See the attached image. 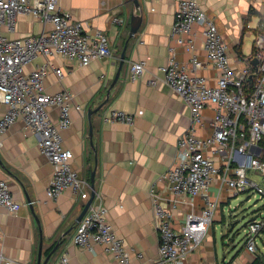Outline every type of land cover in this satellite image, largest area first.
<instances>
[{
	"label": "crops",
	"instance_id": "obj_1",
	"mask_svg": "<svg viewBox=\"0 0 264 264\" xmlns=\"http://www.w3.org/2000/svg\"><path fill=\"white\" fill-rule=\"evenodd\" d=\"M198 1L215 19L228 41L234 66L241 68L252 63L255 67L254 43L264 32V0ZM139 2L140 10L136 9L133 0H59L62 9L72 12L75 19L86 22L88 29H100L109 36L112 55L96 59L87 67L57 56H39L27 69L31 71L48 61L63 69L62 79L51 74L45 83L49 93L68 89L74 94L73 124L63 132L64 145L74 154L72 168L91 182L96 167V148L97 197L104 199L108 219L133 249L131 264H166L160 259V237L154 225L150 190L156 184L159 193L171 195L168 184L158 180L178 160V141L191 124V111L164 82L161 67L174 54L182 66L204 76L210 84L217 83L220 71L208 60L203 26L193 25L194 53L188 51L185 44L189 35H172L179 0ZM133 14L142 15V24L129 41L121 75L111 88L129 38ZM115 17L123 18L124 23H115ZM50 28L28 16H20L14 36L41 33ZM194 55L202 62L201 67L193 65ZM140 60L146 61L145 71L138 79L132 80L130 67ZM155 79L157 84L152 83ZM110 88L109 99L105 102ZM102 103L103 106L92 115L91 122L89 109ZM7 109L8 106L0 102V119ZM112 109L136 114L134 124L106 122L104 117ZM49 110L57 122L59 109L51 107ZM139 110H143V114L138 115ZM214 114V107L204 109V123L199 130L202 136L213 133ZM90 122L95 145L91 144ZM2 142L0 172L8 181L14 199L22 205L17 212L0 207V254L22 263L37 264L41 251L45 260L60 242L48 264H58L64 253L69 255L73 264H119L101 244H93L92 250L73 243L76 219L86 202L72 189L55 199L48 196L53 166L41 152L38 136L25 133L23 120L9 128ZM213 157L221 163L217 155ZM261 157L264 158L263 152ZM250 174L257 181L264 182L259 174L253 171ZM218 188L216 180L212 192L216 193ZM239 195L223 191L206 238L183 264H253L259 257L260 264H264V230L258 236L255 253L248 250L245 242L248 223L264 212V199ZM186 212L185 206L174 211V227L180 228L184 224Z\"/></svg>",
	"mask_w": 264,
	"mask_h": 264
},
{
	"label": "built area",
	"instance_id": "obj_2",
	"mask_svg": "<svg viewBox=\"0 0 264 264\" xmlns=\"http://www.w3.org/2000/svg\"><path fill=\"white\" fill-rule=\"evenodd\" d=\"M175 14L172 35H189L185 44L192 53L195 49L193 25L203 26L208 60L219 69L220 76L216 84H210L204 76L182 66L174 54L161 67L164 82L191 111V124L178 141V160L158 180L168 184L171 195L159 193L156 184L150 190L154 225L160 237V259L166 264H183L201 246L224 190L234 195L245 193L264 199V182L257 181L250 174L253 171L264 178V158L261 157L264 153V32L254 43L253 54L258 64L254 67L249 63L236 68L229 55L228 41L198 0H179ZM20 16H28L51 28L41 33L14 36ZM114 22L123 24L124 20L115 17ZM111 55L109 36L100 29H88L86 22L75 19L72 12L62 9L59 0H0V102L8 106L0 119V145L9 128L23 120L25 133L38 136L40 150L53 166L47 189L50 198H58L72 189L87 202L91 197V182L72 168L74 154L64 145L63 132L73 124L74 94L68 89L55 93L46 89V79L51 74L62 79L63 69L52 61L31 71L27 66L39 56H57L87 67L94 60ZM192 63L195 67L202 66L195 55ZM145 68V60L134 62L130 67V78L138 79ZM152 83L157 84L158 80ZM51 107L59 109L57 122L51 117ZM207 107L215 108L213 133L202 136L199 130ZM141 114L143 110L138 111V115ZM104 119L133 125L136 114L112 109ZM216 180L219 188L214 193L211 187ZM21 205L14 199L8 181L0 172V207L17 212ZM179 206H185L187 212L184 224L176 228L173 216ZM262 230L264 212L247 225L245 242L252 253L257 251ZM72 241L92 250L93 244H101L119 264H131L133 249L114 229L101 196L95 197L77 224ZM0 264L26 263L0 254ZM58 264L73 263L64 253Z\"/></svg>",
	"mask_w": 264,
	"mask_h": 264
},
{
	"label": "water",
	"instance_id": "obj_3",
	"mask_svg": "<svg viewBox=\"0 0 264 264\" xmlns=\"http://www.w3.org/2000/svg\"><path fill=\"white\" fill-rule=\"evenodd\" d=\"M134 4H135V7L137 10H140L141 9V5H140V2L139 0H133ZM142 20H143V17L141 14H133L132 15V18H131V30H130V34H129V38L127 39V42H126V45H125V48H124V51L121 55V61H120V65H119V68H118V71L116 73V76L112 82V85H111V88H113L116 83L118 82L119 80V77L121 75V72H122V69L124 67V62H125V55H126V50L128 48V44H129V41L130 39L138 32L141 24H142ZM254 64L257 65L258 64V59H255L254 61ZM111 88L109 90V93H108V97L107 99L105 100V102L108 101L109 99V96H110V91H111ZM104 102V103H105ZM102 103L100 106H98L97 108L95 109H92L90 108L89 111H88V116H89V119L90 121L92 120V115L97 111L99 110L103 104ZM92 122V121H91ZM90 122V139H91V144L92 145H95L94 144V141H93V127H92V124ZM95 152H96V158H95V161H96V167L95 169L93 170L92 174H91V197L90 199L85 203L81 213L78 215L77 219H76V223L78 224L82 219L83 217L85 216V214L87 213L90 205L92 204V202L95 200V197L97 196V190H96V169H97V164H98V158H97V150L95 148ZM60 246V242H58L54 248L52 249V251L48 254V256L45 258V260H43V256H42V251L40 252L39 254V257H38V263L37 264H48V262L50 261L51 257L54 255V253L57 251V249L59 248ZM42 249V248H41Z\"/></svg>",
	"mask_w": 264,
	"mask_h": 264
},
{
	"label": "rangeland",
	"instance_id": "obj_4",
	"mask_svg": "<svg viewBox=\"0 0 264 264\" xmlns=\"http://www.w3.org/2000/svg\"><path fill=\"white\" fill-rule=\"evenodd\" d=\"M239 196H248V194L242 193ZM252 197H254L255 199H260L258 196H254V195H252Z\"/></svg>",
	"mask_w": 264,
	"mask_h": 264
},
{
	"label": "trees",
	"instance_id": "obj_5",
	"mask_svg": "<svg viewBox=\"0 0 264 264\" xmlns=\"http://www.w3.org/2000/svg\"><path fill=\"white\" fill-rule=\"evenodd\" d=\"M50 252V251H49ZM253 264H260V257Z\"/></svg>",
	"mask_w": 264,
	"mask_h": 264
}]
</instances>
